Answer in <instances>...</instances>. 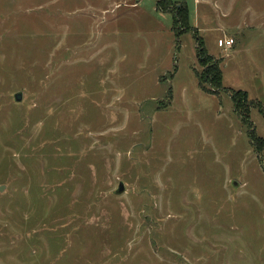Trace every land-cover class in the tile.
Masks as SVG:
<instances>
[{
    "label": "rangeland",
    "instance_id": "374dc122",
    "mask_svg": "<svg viewBox=\"0 0 264 264\" xmlns=\"http://www.w3.org/2000/svg\"><path fill=\"white\" fill-rule=\"evenodd\" d=\"M263 146L264 0H0V264H264Z\"/></svg>",
    "mask_w": 264,
    "mask_h": 264
},
{
    "label": "trees",
    "instance_id": "16d2710c",
    "mask_svg": "<svg viewBox=\"0 0 264 264\" xmlns=\"http://www.w3.org/2000/svg\"><path fill=\"white\" fill-rule=\"evenodd\" d=\"M160 3L161 2H158L159 6H160ZM180 7L181 8H179L177 14L174 15V24L177 23L178 21L187 22L189 19L188 9L185 7L182 8V6H180ZM197 47H198L197 55L199 57H204V56L205 57H211V56H208V54L206 52V48H205V46L201 40H198V46ZM219 65H220L219 63L214 62L211 66V69L207 70L208 72H206L207 74H205V75L210 76V81L212 83V85L210 87L206 86L204 83L200 82L201 87L207 92L215 93L214 89L218 90L222 87L223 73H222V69ZM205 79L209 80L208 78H205ZM201 80H203V78ZM232 99H233V102L235 104V111L239 115H241L244 123L247 126L251 125V120L249 118V115L251 113V109H250L251 104L249 102L247 92L242 91V90L232 91ZM249 136L251 137V140H252L253 144L255 145V147H257V149L260 150L262 144H260V141H259L260 138H258L256 136V134L254 132V128L250 127Z\"/></svg>",
    "mask_w": 264,
    "mask_h": 264
},
{
    "label": "built area",
    "instance_id": "2783aa9c",
    "mask_svg": "<svg viewBox=\"0 0 264 264\" xmlns=\"http://www.w3.org/2000/svg\"><path fill=\"white\" fill-rule=\"evenodd\" d=\"M234 42L235 40L232 37L220 38L218 40V46L224 49H229L230 47L233 46Z\"/></svg>",
    "mask_w": 264,
    "mask_h": 264
},
{
    "label": "water",
    "instance_id": "95a60500",
    "mask_svg": "<svg viewBox=\"0 0 264 264\" xmlns=\"http://www.w3.org/2000/svg\"><path fill=\"white\" fill-rule=\"evenodd\" d=\"M15 99H16L17 101H20V100L22 99V94H21L20 92H19V93H16V94H15ZM234 184L236 185L237 182H234ZM0 189L2 190L3 187L1 186ZM124 190H125V185H124L123 182H120L119 187H118V189L116 190V193H122Z\"/></svg>",
    "mask_w": 264,
    "mask_h": 264
},
{
    "label": "crops",
    "instance_id": "0c3cea01",
    "mask_svg": "<svg viewBox=\"0 0 264 264\" xmlns=\"http://www.w3.org/2000/svg\"><path fill=\"white\" fill-rule=\"evenodd\" d=\"M201 86V85H200Z\"/></svg>",
    "mask_w": 264,
    "mask_h": 264
}]
</instances>
